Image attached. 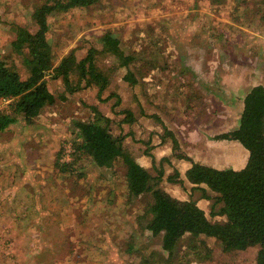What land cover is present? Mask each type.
Returning <instances> with one entry per match:
<instances>
[{"label":"rangeland","instance_id":"1","mask_svg":"<svg viewBox=\"0 0 264 264\" xmlns=\"http://www.w3.org/2000/svg\"><path fill=\"white\" fill-rule=\"evenodd\" d=\"M46 1L0 0V59L23 79L30 70L12 45L15 28L36 31L33 11ZM48 21L56 64L72 50L80 60L94 48L111 80L99 97L96 86L67 90L50 71L45 79L55 104L33 123L19 116L0 132V264H254L259 246L227 252L215 237L204 236L210 259L199 261L184 241L168 259L163 234L147 228L152 195H130L121 161L103 168L84 156L75 161L77 171L67 172L55 162L59 151L62 162L73 159V122L89 118L90 105H96L112 119V133L125 137L126 148L153 175L146 152L160 146L152 153L158 168L170 158L172 164L163 162L160 187L179 200L195 199L211 221L222 222L221 215H211L213 200L188 181L183 164L189 161L165 148L172 141L163 136L174 133L165 123L177 125L182 152L195 161L220 169L246 163L249 151L239 141L215 136L239 126L245 94L264 81V0H98L55 11ZM106 32L133 56L128 67L105 50ZM129 70L136 83L124 79ZM112 92L119 102L117 96L106 99ZM10 103L1 99L0 110L10 112ZM125 110L134 122L123 120ZM189 130L193 152L181 133ZM175 169L182 180L170 182ZM184 251L189 253L181 260Z\"/></svg>","mask_w":264,"mask_h":264},{"label":"trees","instance_id":"2","mask_svg":"<svg viewBox=\"0 0 264 264\" xmlns=\"http://www.w3.org/2000/svg\"><path fill=\"white\" fill-rule=\"evenodd\" d=\"M96 1L98 0H49L36 6L33 11V18L38 26L36 31L17 25L12 45L15 51L24 54L30 75L23 79L14 65H8L0 59V100H11L10 112L0 110V132L17 121L19 116H22L27 124L33 123L46 107L55 104L56 96L50 91L45 79L50 71H53L56 77L62 78L67 90L96 86L99 89V97H102L111 79L98 66L95 57L97 51L91 48L84 58L78 60L75 51L72 50L56 64L48 40L50 30L48 17L53 12L89 7ZM102 40L105 50L115 54L121 66L128 67L133 56L125 53L120 46V40L110 32L102 35ZM73 78H76L75 81ZM124 79L131 83L137 81L130 70ZM116 96L117 94L112 92L106 99ZM120 100L118 97V102ZM90 108L92 113L89 118L76 119L73 122L71 139L73 159L62 162L59 151L55 162L57 168L62 172L70 169L77 171L74 169L75 161L81 160L84 156L90 157L103 168L113 167L117 161H121L125 166V178L130 195L133 197L149 193L152 195V203L146 208L151 214L147 228L154 235L163 234V248L168 252L170 260L178 254V245L182 241L186 249L194 253L199 261L210 259L213 252L207 241L202 238L204 236L215 237L227 252L259 246L254 264H264L263 84L253 86L245 94L239 126L215 136L216 139L237 140L249 151L248 161L243 168L220 169L195 161L182 152L181 143L174 133L169 131L163 136V141L171 139L175 158L185 159L191 163L186 171L188 181L196 186L193 189H201L202 197L213 200L211 215L225 216L226 220L223 222L211 221L195 199L179 200L160 187L159 184L164 177L163 162L168 161L172 164L170 158H162L158 168L155 156L147 151L146 154L153 159L152 167L157 171V175H153L126 148L125 137L112 133V119L96 105H90ZM124 113L125 122L135 121L131 110H125ZM179 176L180 172L175 169L167 178L170 182L181 181ZM189 252L184 251L181 260H184V256Z\"/></svg>","mask_w":264,"mask_h":264},{"label":"crops","instance_id":"3","mask_svg":"<svg viewBox=\"0 0 264 264\" xmlns=\"http://www.w3.org/2000/svg\"><path fill=\"white\" fill-rule=\"evenodd\" d=\"M176 80H178V79H176ZM257 84H263L264 85V81L263 82H261V83H257ZM166 125H167V127H168V129L170 130H173V132L175 133V135H176V137L178 138V140L181 142V138L179 137L181 134L179 133V131H177V125L176 126H170L168 123H165ZM181 132V131H180ZM183 135H184V138H185V142L187 141V142H189V148H188V150L190 151V152H193L190 148L192 147V144H193V136H194V134L189 130L188 132H187V134L186 133H184V132H181ZM159 143V141H157L156 139H154L153 140V145H157ZM165 148L167 149V151H169V152H172L173 153V148H172V144H171V142L170 141H167V144H165ZM160 146H157L156 148H154L153 150H152V153L154 154V155H156L158 152H160ZM188 154V153H187ZM189 155V154H188ZM249 157V156H248ZM185 161V160H184ZM247 161H248V159L246 160V163H247ZM187 162V161H186ZM184 163V162H183ZM246 163H244L243 165H241L240 167H238V168H236V169H241V168H243L245 165H246ZM184 165V171L186 170L187 171V169L191 166V164L188 162V164L187 163H184L183 164ZM186 171H185V173H186ZM192 184V183H191ZM194 185V184H193ZM199 206L200 207H202L204 210H205V207L201 204V203H199ZM207 213V212H206ZM226 220V217L225 216H220V218H219V221H225Z\"/></svg>","mask_w":264,"mask_h":264}]
</instances>
